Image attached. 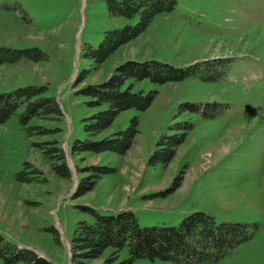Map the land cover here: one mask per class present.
<instances>
[{"label":"rangeland","instance_id":"1","mask_svg":"<svg viewBox=\"0 0 264 264\" xmlns=\"http://www.w3.org/2000/svg\"><path fill=\"white\" fill-rule=\"evenodd\" d=\"M127 22L108 15L106 0H0V46L34 47L43 54L38 60L1 64L0 92L43 85L62 109L59 119L31 122L51 130L48 134H29L16 114L0 123V233L51 264H73L75 225L93 218L85 207L98 214L132 210L140 227L177 225L186 214L201 211L216 222L247 223L253 231L210 264H264V0H177L172 11L156 15L145 31L93 68L83 56L86 45L96 47L104 31ZM216 57L231 59L229 71L217 81L134 82L135 91L156 87L148 108L123 110L89 137L100 140L137 116L138 132L125 153L71 151L76 139L88 137L83 118L104 108L89 106V98L76 93L82 85L105 80L126 60L152 58L186 66ZM88 69L82 82L74 81ZM208 102L227 108L209 117L179 108ZM185 120L193 126L170 161L148 165L159 137L175 132L168 126ZM53 140L63 150L70 178L57 175L43 152ZM27 162L39 170V180H18L17 174L30 170ZM91 166L113 171L73 196ZM110 252L107 248L82 264H102ZM126 257L124 248L117 261ZM0 264L6 263L0 258ZM132 264L175 263L137 258Z\"/></svg>","mask_w":264,"mask_h":264},{"label":"trees","instance_id":"2","mask_svg":"<svg viewBox=\"0 0 264 264\" xmlns=\"http://www.w3.org/2000/svg\"><path fill=\"white\" fill-rule=\"evenodd\" d=\"M176 2L177 0H106L108 15L124 17L128 22L104 31L102 40L96 47L86 45L83 56L93 61V68H96L118 47L145 31L156 15L172 11ZM42 57L43 54L34 47L17 49L0 46V65L20 60H38ZM230 65L231 59L222 57L197 61L186 66H175L152 58L122 62L113 68L105 80L84 84L76 90V93L89 98L87 101L89 106L104 108L83 118V130L88 137L76 139L71 145V151L75 153L110 151L123 154L129 149L138 132L137 116L132 117L124 129H118L100 140L89 137L106 129L123 110L134 108L141 112L148 108L158 91L156 87L147 92L135 91L133 90L135 81L149 79L154 86L191 77H198L203 81H217L229 71ZM88 72L89 69L79 73L74 81L82 82L84 74ZM46 90V86L28 84L9 91H1L0 123L16 114L19 124L27 129L29 134L52 132L31 123L35 118L56 120L62 116L59 102L55 96L46 93ZM179 108L183 111L201 112L209 117L221 113L222 109L227 108V104L184 103ZM192 126L189 120L169 125L168 128L175 132L159 137L147 164L166 165ZM57 142L53 140L47 142L50 144L48 146L42 145L43 152L51 160V168L57 175L70 178L71 170ZM24 164L30 167V170L23 169L22 173L17 174L18 180L22 182L39 180L41 174L39 170L28 162ZM86 170L90 173L77 181L73 196L83 195L94 186L102 173L113 171L112 168L105 166H91ZM85 208L90 211L93 218L89 222L79 221L75 225L70 241L71 253L76 262L73 264H82L86 260L98 258L107 248H110L111 252L102 264H132L137 258L152 260L157 258L175 264H210L227 256L236 246L253 235L252 226L247 223L216 222L213 217L201 211L186 214L177 225L140 227L132 210L98 214L93 208ZM124 248L127 250V257L117 261L118 252ZM0 258L6 264L18 261L24 264H51L34 250L10 242L2 233Z\"/></svg>","mask_w":264,"mask_h":264}]
</instances>
